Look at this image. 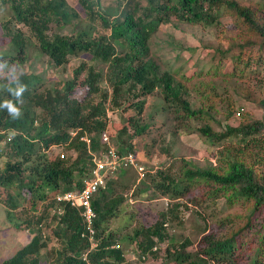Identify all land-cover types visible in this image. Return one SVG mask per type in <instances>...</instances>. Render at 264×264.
I'll return each instance as SVG.
<instances>
[{
	"label": "trees",
	"instance_id": "obj_1",
	"mask_svg": "<svg viewBox=\"0 0 264 264\" xmlns=\"http://www.w3.org/2000/svg\"><path fill=\"white\" fill-rule=\"evenodd\" d=\"M0 3L8 8L0 19V44L8 45L0 52L5 72L13 73L9 67L21 68L29 48L40 50L53 67L65 66L72 55L81 53H89L106 64L104 72L81 62L73 78L47 87L42 86L43 77L34 72L22 70L15 79L0 74V105L11 101L19 110L14 116L6 107H0L1 155L6 158L0 169V202L9 216L20 221L16 229L34 231L27 244L0 260V264L128 261V249L121 245L115 231H108V221L118 215L125 202L123 191L118 190L123 184L118 177L127 175L129 167L121 168L94 195L98 243L91 251L90 239L83 236L86 224L81 208L57 200V195L81 191L93 176L94 158L106 149L102 134L107 131L111 136L109 111L132 109L131 119L144 112L148 97L156 90L163 96L164 110L183 123L182 127L186 122H199L195 131L219 150L216 164L200 165L182 159L180 167L146 171L145 176L151 178L157 191L170 198L172 205L161 211L153 224L135 229L127 238L135 244L137 260L161 258L162 264H264V115L254 118L229 98L230 120L225 129L216 131L205 122L213 117L221 97L212 82L216 76L251 78L256 67L263 66L264 0H78V7L68 0ZM225 15L236 18L241 34L231 38L229 47L215 48L219 61L211 68L214 78L197 83L193 82L195 72L162 70L150 46L153 33L161 25L182 20L211 27L221 23ZM68 26L70 33L61 32ZM235 49L240 50L237 55ZM229 57L233 61L226 67L222 60ZM21 88L23 92L16 95ZM197 98L200 104L194 106ZM252 100L264 110V97ZM128 127L124 124L115 140L121 155L136 153L134 146L122 138ZM145 129L141 126L138 132ZM84 135L89 136L90 144L81 139ZM51 146L66 148L67 155L58 153L49 158L44 151ZM220 198L230 207L238 204L242 208L221 221L222 225L227 221L231 224L226 235L206 233L199 248L191 250L189 238L176 241L167 230L169 222H182V206L198 207ZM52 239L58 242L53 254Z\"/></svg>",
	"mask_w": 264,
	"mask_h": 264
},
{
	"label": "rangeland",
	"instance_id": "obj_2",
	"mask_svg": "<svg viewBox=\"0 0 264 264\" xmlns=\"http://www.w3.org/2000/svg\"><path fill=\"white\" fill-rule=\"evenodd\" d=\"M68 1L75 6L78 2V0ZM241 1L249 3L258 0ZM6 8L0 3V19L7 14L8 8ZM112 11L114 12V10ZM236 23V18L229 15L223 16L221 23L211 27L173 20L161 25L153 33L150 46L155 55L159 57L162 70L170 68L174 71L178 70L180 73L191 74L195 72L198 76L195 75L193 82H209L215 77L211 68H215L219 61V54L215 48L218 45H223L225 48L229 47L231 38L241 34ZM60 30L64 33H70L71 27L68 26ZM7 47V44H0V52ZM239 52V49H235L234 55ZM84 61L95 65L98 70L104 72L106 70V64L95 60L89 53L72 55L65 66L53 67L40 50L29 48L27 60L21 68L9 67L13 72L11 74L10 71L5 72L6 68L0 64V74L1 77L6 74V76L15 79L22 70L29 73L34 72L43 77L42 86L47 87L58 81L63 82L73 78L74 69ZM232 61V57H229L223 59L222 63H225L227 67L231 65ZM248 78L250 77L229 79L225 75H220L212 81L221 97L216 103V109L212 111L213 117L208 118L205 122L209 123L214 130H224L230 120L227 117L229 98L236 102L237 107L243 106L245 111L254 118H261L264 115V110L252 100L264 97V61L263 66L256 67V73L250 79ZM197 104H200L198 98L193 101L194 106H198ZM163 105V96L160 90H156L148 97L144 112L133 116L131 119L129 115L133 113L132 109L126 111L122 109L110 110V132L114 146L117 147L115 140L118 137V131L124 124H127L129 127L122 134V138L134 146L136 162L144 165L149 171L155 172L172 165L180 167L183 164L182 159L200 165H206L208 162L216 164L219 146L212 144L201 133L195 131L194 126H199L200 123L197 121L186 122V126L182 127L183 123L176 121L173 115L163 109ZM141 126L146 129L139 133L138 130ZM1 144L0 142V169L6 162L5 156L1 155ZM44 152L49 158L58 153H66L67 155L66 148L57 146H51ZM118 180L123 183L118 190L123 191L126 199L120 205L118 215L111 217L108 221V231H115L121 240V245L128 249V261L123 264H162L161 258L137 260L133 250L135 244L130 243L127 238L134 234L135 229L153 224L161 211L172 205L170 198L164 196L161 191H157L154 182L147 175L143 178L140 177L135 167L130 166L128 174L125 173L124 177H118ZM237 211H242V208L238 204L234 207L228 206L224 198L204 202L198 207L193 204L189 205V208L182 206L179 213L182 222H169L167 230L176 241L189 238L192 241L189 249L196 250L199 248L201 238L206 233L213 232L218 236L226 235L231 224L227 221L226 224L222 225L221 221L233 216ZM19 222L16 217L7 214L5 206L0 202V260L13 254L33 237L34 231L32 230L16 229V224ZM43 230L46 234L49 233L45 229ZM57 246L58 242L52 239L50 245L52 254Z\"/></svg>",
	"mask_w": 264,
	"mask_h": 264
},
{
	"label": "built area",
	"instance_id": "obj_3",
	"mask_svg": "<svg viewBox=\"0 0 264 264\" xmlns=\"http://www.w3.org/2000/svg\"><path fill=\"white\" fill-rule=\"evenodd\" d=\"M241 113L237 112L239 116ZM77 131H74L75 135ZM9 136L8 139H10ZM87 144H90L91 140L89 136L84 135L81 137ZM103 143L106 144L105 151L101 156H95V168L93 176L86 180L85 185L81 191H68L57 195V200L70 202L72 206L81 208L82 216L86 224L83 236H87L91 241L90 251L93 250L97 245L96 240V229L94 227L95 219L97 218L96 211L93 208L92 200L94 195L102 188L105 187L110 177L116 174L123 167H135L140 177H145L146 167L138 164L135 159V155L132 152L121 155L117 147L111 141L109 133L103 132L102 134ZM63 157V154H62ZM119 246V245H117ZM157 249L156 247L154 248ZM88 252L84 253V258L88 259Z\"/></svg>",
	"mask_w": 264,
	"mask_h": 264
},
{
	"label": "clouds",
	"instance_id": "obj_4",
	"mask_svg": "<svg viewBox=\"0 0 264 264\" xmlns=\"http://www.w3.org/2000/svg\"><path fill=\"white\" fill-rule=\"evenodd\" d=\"M22 92H23V89L21 88L17 90L16 95H20ZM0 107H6L9 110L10 114L14 116L18 115L19 113V110L12 104L11 101H5V103L3 105H0Z\"/></svg>",
	"mask_w": 264,
	"mask_h": 264
}]
</instances>
